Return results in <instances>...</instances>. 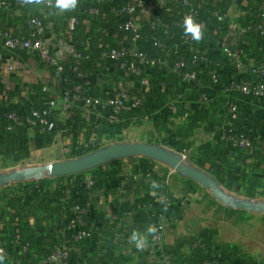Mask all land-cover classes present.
Here are the masks:
<instances>
[{
	"label": "crops",
	"instance_id": "obj_1",
	"mask_svg": "<svg viewBox=\"0 0 264 264\" xmlns=\"http://www.w3.org/2000/svg\"><path fill=\"white\" fill-rule=\"evenodd\" d=\"M125 1H84L78 11H72V8L60 10L56 7L57 0H53L52 9L39 7L34 0L28 3L30 10L39 12L43 17L45 37L54 55L64 64L65 74L83 79L89 91L98 96V102L84 103L70 110L64 106L59 82L49 67L41 64L30 51L16 52L4 46V30L24 36L28 34V12H23L16 5V0H0V100L1 97H8L0 102L14 110H43L50 118V129L56 131L53 143L42 147L43 131L29 128L26 133L33 145L28 160L41 153H56L65 160L75 158L72 153L76 150L98 147L103 140L118 138L132 127L144 130L145 139L138 142L177 149L180 154L186 150L187 157L191 159L199 154L201 148L206 151L226 146L220 131L226 117L222 112L227 100L224 88L213 90L212 101L205 109H194L191 102L197 97L190 85L171 77L168 68H156L140 79L127 68L130 58L84 65L73 58V53L80 49L98 51V47L107 49L112 43H116V47L137 45L131 34L124 35L112 25L93 28L92 32L90 19L86 17L81 21L78 14L84 7L89 16H113ZM143 1L137 15L142 29L138 45L153 52L151 39L154 36L171 39L179 35L178 21L185 9L181 0ZM194 1L206 23V28L201 29L202 38L195 42L196 48L215 56L223 45L242 47L244 66L236 69L225 65L223 75L247 76L252 64L264 60V38L258 34L254 23L256 9L264 0ZM207 71L204 67L200 69L201 74ZM171 88L184 92L187 99L186 102H178L175 111L171 109ZM117 90L132 95L145 91L149 118L141 119L140 124H133L121 134L111 136L103 129L118 123L122 111L115 112L106 99ZM238 102L240 110L234 121L248 129L253 140L259 144L262 155L258 167L253 166L258 162L254 156L240 161V165L246 168L249 176L264 179V98L250 101L239 97ZM155 119L165 122L156 125ZM160 136H163L162 139ZM128 160L129 164L123 166L122 176L93 187L87 186V181L92 178L90 171L77 176L64 175L63 180H58L59 176L51 177L39 201L34 200L32 190L23 194L17 188H9V200L17 196L18 208L5 206L0 189V217L6 221L13 218L6 232L0 219V247L5 251L0 255V262L29 264L27 260L15 259L12 253L15 245L20 244L18 224L20 220H27L35 233L31 257L43 255L56 243L66 242L72 247L70 264H199L202 259L199 254H194L190 242L208 232L214 235L219 247L235 245L238 249V255L234 256L229 250L223 253L217 245L219 249L213 252L220 256L221 264H264L255 238L249 231L243 232L240 228L242 222L225 220L217 215L215 208L206 207L199 192H187L185 178L188 177L162 162L147 165L140 159ZM1 162L20 164L5 160L0 155ZM145 169L152 170V176L164 178L168 192L144 189L138 180L127 175L137 173L142 176ZM213 174L218 180L222 172ZM238 189L231 191L239 192ZM171 193L178 199L173 198V201ZM167 200H172L173 205L166 209L164 252L153 245L138 248L131 239L133 233L145 239L152 232L149 229H155L159 221L157 214L165 209ZM18 209L22 210L24 217L20 216ZM71 226L87 229L92 236L74 242L69 233ZM8 235L13 236L14 244L7 241Z\"/></svg>",
	"mask_w": 264,
	"mask_h": 264
},
{
	"label": "built area",
	"instance_id": "obj_2",
	"mask_svg": "<svg viewBox=\"0 0 264 264\" xmlns=\"http://www.w3.org/2000/svg\"><path fill=\"white\" fill-rule=\"evenodd\" d=\"M27 1L16 0V4L25 6ZM35 2L47 9H51L54 5L53 0H35ZM143 2V0H126L120 5V13L123 17L120 21L119 29L130 33L137 45L105 50L101 55L102 61H119L130 58L128 70L134 75L143 78L158 67L168 68L171 71V77L190 85L197 97L191 102V106L194 109H205L212 101L213 90L217 87L224 88L227 92V100L222 112H224L226 117L225 121L220 125L221 134L232 146L243 149L248 148L251 144L252 136L248 129H239L235 124L234 118L240 110L239 97L250 101L264 98V60L252 64L250 73L247 76L229 75L225 77L223 75L225 65H230L236 69H241L244 66L242 58L244 54L243 48L234 45H223L215 56L197 49L196 40L192 39L190 34H186L184 28L186 17H191L201 29L206 28L201 9L194 0H181L185 11L178 21L179 35L168 40L154 36L151 39V46L154 51H148L138 45L142 37V29L137 20V15L142 9ZM256 19L257 32L264 38V1L256 9ZM28 21L31 25L28 36L14 34L8 30L2 33L4 46L16 52H32L41 64L53 71L59 82L66 109H73L79 104L98 102L96 97L91 96L86 91L83 79L65 74L64 64L54 55L45 37L46 28L43 17L40 14L30 15L28 16ZM72 56L76 60L84 57L79 51H75ZM202 67L208 70L206 74L200 73ZM145 96L144 94L136 96L124 90H117L109 97L107 104L115 112H120L128 106L129 101H132V106L140 107L143 104L142 97ZM185 97L184 92L171 88V109L175 111L178 102H186L187 99ZM9 117L14 123H18L21 119L16 113H11ZM148 118L149 116H145L142 120H147ZM24 124L27 127L45 126L48 124V120L39 110H33L31 115L25 118ZM181 154L184 158H187L186 150ZM127 175L134 180L139 179V174L137 173H129ZM93 184V180L87 181L88 187H92ZM67 194L70 195L69 190ZM172 205L173 201L167 200L165 209L157 214L159 221L156 223L154 231L145 238V246L153 245L163 251L165 246L164 221L167 216L166 209ZM69 233L74 242H79L92 236L87 229H76L72 226L69 227ZM190 246L193 250H201L199 257L202 259V264H221L220 256L212 251L204 235L192 240ZM4 252V248L0 247V255H3ZM71 257V244L59 242L53 246L50 253L42 259L40 264H70Z\"/></svg>",
	"mask_w": 264,
	"mask_h": 264
},
{
	"label": "trees",
	"instance_id": "obj_3",
	"mask_svg": "<svg viewBox=\"0 0 264 264\" xmlns=\"http://www.w3.org/2000/svg\"><path fill=\"white\" fill-rule=\"evenodd\" d=\"M84 1H89V0H77V6L75 8H72L73 9L72 11L74 10L78 11L79 8H82L80 4L83 3ZM92 1L96 3L98 0H92ZM28 3L29 2L27 1V4L25 6H20L17 4L16 5L19 6L23 12H28L27 16L38 15L39 12L30 10L29 8L30 5ZM36 5L39 7H43L38 3H36ZM82 11L78 12V14L80 15V19L81 21L83 20V18H86V17L90 19L89 27L92 32H93V28H96V27H98L99 29L102 27L108 28L111 25L113 28L117 30L119 28L120 21L123 17L120 11L115 12L113 16L109 14V17H103V16L96 17V15L89 16L87 12L85 11L84 7ZM256 22H257V19H256V13H255L254 23L256 24ZM44 24H45V21H44ZM30 29H31V25L28 21V33ZM4 31H7V30H4ZM121 33L122 34L125 33L126 35L130 34L124 31H121ZM91 35L93 34L91 33ZM25 36H28V34ZM157 37L159 36L157 35ZM159 38L168 40L163 37H159ZM109 46L110 47H108L107 49H100V47H98L99 48L98 51L80 49L78 51L81 52L84 55V57L82 59H78V60L75 59V60L78 63L83 64V65L88 64V63H93V62H101L102 61L101 55L105 50L122 48V46L116 47V43L109 44ZM113 47H116V48H113ZM158 68H161V67H158ZM136 77L140 79L143 78L140 76H136ZM83 84H84L86 91L91 96L93 97L97 96V95H93L89 91V89L86 87L85 82ZM143 94L146 95V92L145 91L140 92L139 95H136V96H142ZM7 98L8 97H1L0 101H5ZM142 98H143V104L140 107L132 106L131 104L132 101H129L128 106L123 108L122 114L119 115L118 123L112 126L105 127L103 129V132L109 133L111 136H116L118 134H121L125 128H128L133 124H140V120L143 117L149 116L146 110V106H145L147 97H142ZM108 99L109 98H107L106 100ZM79 105H76L75 107ZM33 110H39L42 113V115L45 118H47L48 124L45 126L27 127L24 124V120L27 116L31 115ZM11 113H16L18 116L21 117L18 123H14V121L9 117ZM161 122H165V121L156 120L155 124L160 125ZM235 124L239 129L245 128L240 123H235ZM29 128H34V129H38L39 131L40 130L43 131L44 138L42 142L40 143V146L48 147L53 143L56 131L53 129H50L51 128L50 118L43 110L39 108H32V109L26 108L24 110H14L12 108L4 107L3 103L0 102V155H2L5 160H11L14 163H24L25 161L29 159L30 154H31L32 145H33L26 133L28 132ZM224 145L226 146L217 147L215 149H209L206 151L204 150V148H201L199 151V154L197 156L192 157L193 162L199 167L207 169L211 173H216L219 171L222 172V175L218 177V180L226 188L230 190H237L239 188L238 189L239 192L243 193L245 196L264 197V179L260 177L249 176L246 171V168L240 165V161L242 160L247 161L249 158L254 156V158H256V161L258 162L256 164H253V166L258 167L260 161L262 160V155H260L259 153L260 151L259 144L252 138L250 146H248V148H245V149L234 147L227 141ZM98 148L99 147H93V148H88L86 150H83L80 148L72 153V157H75V158L80 157L89 152H93L97 150ZM133 159H140L148 163L147 165L156 164L155 160L146 158V157L130 158V160H133ZM119 161L120 159L114 160V161L108 162L106 164L100 165L94 169L89 170L92 173L91 180H93L94 182L93 186H97L109 180L115 179L117 178V176H122L123 166L120 165ZM77 175H79V173L70 174V176H77ZM152 175H153L152 170L145 169L142 174L143 177L141 176V174H139L138 182L141 184V186L144 189H154L158 192H168V186L164 183V178L160 176H152ZM64 177L66 176H59L57 179L63 180ZM49 180L50 179H41L38 181H34V180L28 181L26 183H16L9 188H13V189L17 188L18 191L20 190L23 194L32 190L34 193L33 194L34 200L39 201L41 198V195L43 194V191L45 190L44 188L47 187V184L50 182ZM153 182L158 184V187L153 188L152 187ZM185 187L187 189V192L189 193L199 192L201 194V200L205 202L206 207L209 209L212 207L215 208L217 215L222 216L225 220H231L235 223L243 222L244 220H246V214H247L246 210L224 206L214 196H212L208 191H206L200 184H198L194 180L185 178ZM9 188L2 190L4 200L6 201L5 206L6 207L12 206V207L18 208V206H16V203L18 200L17 196L13 200H9ZM21 197L22 196H20L19 198ZM171 198L172 200L173 198H175V200L178 199L172 193H171ZM19 212H20V216L24 217L21 209L19 210ZM0 219L3 222L4 229L6 232V228H10L9 222L11 223V220H13V218H11L9 221H6L4 217H0ZM18 235H19L20 244L15 245L16 247L12 249V253L15 256V259L19 258L21 260H27L29 264H40L42 259L47 254H49L51 249L53 248L51 247L47 249L46 251H44L43 255H40L38 257L32 255L31 257L30 250L33 247L32 245H34L33 241L35 239V233L31 229L30 223L27 220L25 221L20 220V223L18 224ZM203 235L206 237L208 243L212 247V251L217 252V250L221 248V251L223 253L229 250L232 253V255L234 256L238 255L237 253L238 249L235 245L233 246L227 245V246H223L222 248V247H219V244L218 242H216L214 235L208 232L204 233ZM7 241H12L13 244L15 243V240L13 236L11 235L7 236ZM217 245L219 248L217 247ZM6 247L9 249L8 246ZM200 251L201 250L199 249H195L194 254L195 255L199 254ZM199 261H200L199 264H202V260H199ZM5 262L6 261L0 262V264H8L7 262L6 263Z\"/></svg>",
	"mask_w": 264,
	"mask_h": 264
},
{
	"label": "water",
	"instance_id": "obj_4",
	"mask_svg": "<svg viewBox=\"0 0 264 264\" xmlns=\"http://www.w3.org/2000/svg\"><path fill=\"white\" fill-rule=\"evenodd\" d=\"M135 156L150 158L169 165L177 173L199 183L223 203H230L232 206L246 211H264V204L256 205L248 202L240 203L230 200L217 180L200 169L186 164L182 154L175 153L171 149H166L157 144L146 142L115 143L80 157L52 162L48 166L0 174V186L15 182L20 178H29L42 174H48L52 177L78 174L114 160Z\"/></svg>",
	"mask_w": 264,
	"mask_h": 264
},
{
	"label": "rangeland",
	"instance_id": "obj_5",
	"mask_svg": "<svg viewBox=\"0 0 264 264\" xmlns=\"http://www.w3.org/2000/svg\"><path fill=\"white\" fill-rule=\"evenodd\" d=\"M145 133L143 128L141 127H132L129 130H127L122 136L115 138V139H105L102 141V143L99 144L98 147H106L115 143H120V142H138L141 140L145 139ZM163 136H160L162 139ZM173 152L178 153L177 149H172ZM91 153V152H89ZM87 153V154H89ZM139 156L135 157H130V158H138ZM130 158H122L120 159L119 163L121 166H125L129 164ZM65 160L63 158H60L57 156V154H37L35 157L32 159L20 163V164H12L9 162H1L0 163V174H5V173H10V172H18L24 169H30V168H35V167H40V166H48L52 162L56 161H62ZM184 162L190 166H193L197 169H200L201 171L207 173L209 176L217 180V177L215 174L209 172L207 169L199 167L196 165L193 160L190 157L184 158ZM52 176L48 174H42L40 176H32L29 178H20L19 180L1 185L0 189H6L11 186H13L16 183H26L28 181H38L41 179H50ZM221 187L223 188L224 192L228 196L230 200H233L235 202H248L251 204H256V205H261L264 204V197H248L245 196L244 194H241L237 191H231L227 189L219 180H217ZM221 204L224 206H229V207H235L232 206L230 203H223L219 198H216ZM236 208V207H235ZM246 220L242 222L241 229L244 232L249 231L250 235H252L255 238V245L258 247V252L261 253V255L264 257V211L263 210H250L246 211Z\"/></svg>",
	"mask_w": 264,
	"mask_h": 264
},
{
	"label": "clouds",
	"instance_id": "obj_6",
	"mask_svg": "<svg viewBox=\"0 0 264 264\" xmlns=\"http://www.w3.org/2000/svg\"><path fill=\"white\" fill-rule=\"evenodd\" d=\"M28 2L31 3V0H28ZM76 6L77 0H57L56 2V7H58L62 11L75 8ZM184 28L185 33L190 34L192 36V39L199 41L202 38V31L200 26L198 24H195L191 17L185 18ZM152 187L156 188L158 187V184L153 182ZM149 231H154V229H149ZM131 239L133 242H135L138 248H143L146 244V240L135 232L133 233Z\"/></svg>",
	"mask_w": 264,
	"mask_h": 264
}]
</instances>
